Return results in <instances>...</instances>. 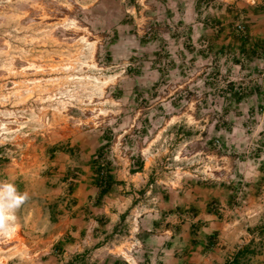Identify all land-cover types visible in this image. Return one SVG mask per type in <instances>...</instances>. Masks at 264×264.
I'll list each match as a JSON object with an SVG mask.
<instances>
[{"label": "rangeland", "instance_id": "rangeland-1", "mask_svg": "<svg viewBox=\"0 0 264 264\" xmlns=\"http://www.w3.org/2000/svg\"><path fill=\"white\" fill-rule=\"evenodd\" d=\"M252 7L0 0V184L29 196L15 231L0 235V264L125 262L95 249L136 242L137 218L174 190L219 187L233 207L244 205L255 175L243 162L263 157L264 106L243 100L257 94L256 78L213 54L246 35ZM113 176L127 180L122 218L65 256L56 226L74 216V185L95 179L106 192Z\"/></svg>", "mask_w": 264, "mask_h": 264}, {"label": "crops", "instance_id": "crops-1", "mask_svg": "<svg viewBox=\"0 0 264 264\" xmlns=\"http://www.w3.org/2000/svg\"><path fill=\"white\" fill-rule=\"evenodd\" d=\"M247 1L255 7L245 12L246 35L234 38L231 43L230 37L227 48L222 46L213 55L220 54L227 63L236 58L243 75L255 77L251 80L254 85L255 81L259 83L257 88L253 87L257 94H245L244 103L258 101L264 106V0ZM245 81L250 83V80ZM261 154L263 157L258 158L259 162L250 159L243 162L244 167L254 171L251 176H255L241 207H233L230 194H225L219 187L202 185L174 190L168 196L164 195L159 207L137 218L133 230L136 242L102 243L95 249L96 255L116 256L117 259L121 254L125 255V262L116 260L114 264H230L242 251L238 259L242 264H264V226H261L264 217V148ZM85 181L74 185L78 189L73 195L77 199L76 208L71 211L74 216L61 215L56 226L58 234L64 238L63 252L68 257L85 252L92 239L98 240L103 229L118 222L129 196L124 190L127 180L111 177L104 193L95 179ZM214 205L218 209H213ZM130 207L133 217L137 204ZM55 249L56 252L60 250L57 246ZM137 251L142 253L141 257L135 254Z\"/></svg>", "mask_w": 264, "mask_h": 264}, {"label": "clouds", "instance_id": "clouds-1", "mask_svg": "<svg viewBox=\"0 0 264 264\" xmlns=\"http://www.w3.org/2000/svg\"><path fill=\"white\" fill-rule=\"evenodd\" d=\"M28 199V193L19 192L15 184H0V235H10L15 231V212Z\"/></svg>", "mask_w": 264, "mask_h": 264}, {"label": "trees", "instance_id": "trees-1", "mask_svg": "<svg viewBox=\"0 0 264 264\" xmlns=\"http://www.w3.org/2000/svg\"><path fill=\"white\" fill-rule=\"evenodd\" d=\"M107 183H108V182H107ZM107 186H108V184H107ZM102 192L104 193V190H102ZM248 253H250V252H248ZM240 255H242V251H240V252L238 253V255L236 256V258H235L232 262H230V264H242L241 261L238 260V259L240 258ZM244 255H246V254H244ZM249 255H250V254H249ZM244 257H247V255L244 256ZM244 257H243V259H244Z\"/></svg>", "mask_w": 264, "mask_h": 264}, {"label": "built area", "instance_id": "built-area-1", "mask_svg": "<svg viewBox=\"0 0 264 264\" xmlns=\"http://www.w3.org/2000/svg\"><path fill=\"white\" fill-rule=\"evenodd\" d=\"M241 30H243L244 28L242 26H239Z\"/></svg>", "mask_w": 264, "mask_h": 264}]
</instances>
